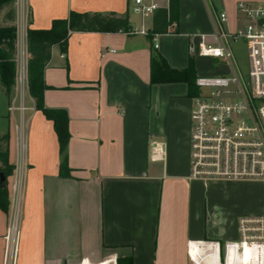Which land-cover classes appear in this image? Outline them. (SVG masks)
<instances>
[{
	"label": "crops",
	"instance_id": "crops-1",
	"mask_svg": "<svg viewBox=\"0 0 264 264\" xmlns=\"http://www.w3.org/2000/svg\"><path fill=\"white\" fill-rule=\"evenodd\" d=\"M238 1L260 0H178V33L157 35L156 48L146 36L118 32H72L65 53L52 46L43 100L67 115L66 177L52 121L29 95L10 99L0 87V135L9 134L14 166L6 186L9 198L17 187L19 200L16 250L6 259L10 206L0 210V264H193L189 244L195 257L194 241H235L240 217L264 215L231 214L209 188L226 181L189 177L193 95L184 82L150 83L153 53L170 68L191 58L196 75L210 72L211 60L193 57L188 46L194 34L212 31L210 8L225 11L233 29ZM14 7L26 62V30L47 29L70 11L115 12L136 26L128 0H15ZM153 142L162 160L151 159Z\"/></svg>",
	"mask_w": 264,
	"mask_h": 264
},
{
	"label": "built area",
	"instance_id": "built-area-1",
	"mask_svg": "<svg viewBox=\"0 0 264 264\" xmlns=\"http://www.w3.org/2000/svg\"><path fill=\"white\" fill-rule=\"evenodd\" d=\"M169 0H128V9L138 16V26L128 35L146 36L144 21L156 10L168 8ZM235 27L228 26L225 11L210 8L212 31L194 34L190 55L216 60L217 70L196 75L198 94L190 110L189 177L209 181H264V0L238 1ZM153 36L152 41H155ZM243 40L248 63L243 73L231 46ZM153 47L157 45L154 43ZM159 143L150 147L152 160H162ZM5 234V259L16 250L19 232V200L13 186ZM238 239L220 243L194 241L193 264H264V215L240 217ZM245 249L250 257L244 255Z\"/></svg>",
	"mask_w": 264,
	"mask_h": 264
},
{
	"label": "trees",
	"instance_id": "trees-1",
	"mask_svg": "<svg viewBox=\"0 0 264 264\" xmlns=\"http://www.w3.org/2000/svg\"><path fill=\"white\" fill-rule=\"evenodd\" d=\"M15 0H0V87L5 96L9 97L16 79V44L17 29L15 21ZM178 0H169L168 8L156 10L152 18V26L146 37L153 47L154 35L178 33L177 28ZM131 30L127 16H118L115 12H76L70 11L66 18L53 19L47 29L26 30V45L29 54L26 63L28 94L34 101V107L46 119L51 120L59 146L61 161L59 175L69 174L67 161V144L69 140L68 119L66 112L61 109H48L44 105L43 93L47 86L44 82V70L51 57V48L58 45L63 53L66 52L68 38L72 32L128 33ZM196 71L194 62L189 58L187 67L177 70L170 68L164 58L157 53L150 57V83L184 82L190 95H197L198 88L194 80ZM8 132L0 135V173L7 178L14 170L9 162ZM8 189L0 187V210L8 211ZM127 264H131L129 258Z\"/></svg>",
	"mask_w": 264,
	"mask_h": 264
},
{
	"label": "rangeland",
	"instance_id": "rangeland-1",
	"mask_svg": "<svg viewBox=\"0 0 264 264\" xmlns=\"http://www.w3.org/2000/svg\"><path fill=\"white\" fill-rule=\"evenodd\" d=\"M217 11H220L217 9ZM130 16L136 26L139 24V18L130 11ZM149 20V19H146ZM145 20V21H146ZM3 22L0 21V25ZM140 36V35H138ZM232 54L240 70L245 73L248 70V63L246 58V49L243 40H239L231 46ZM26 57L24 56L23 44L20 38L17 39L16 44V79L15 85L8 98L17 96L18 100L28 98L27 88V74H26ZM216 60H211L205 66H209L211 70L215 71ZM209 188H216L218 198L225 199V209L231 214L239 213L256 214L264 213V181L257 182H218L210 183Z\"/></svg>",
	"mask_w": 264,
	"mask_h": 264
},
{
	"label": "water",
	"instance_id": "water-1",
	"mask_svg": "<svg viewBox=\"0 0 264 264\" xmlns=\"http://www.w3.org/2000/svg\"><path fill=\"white\" fill-rule=\"evenodd\" d=\"M6 177L4 176L3 173H0V187L4 188L6 186Z\"/></svg>",
	"mask_w": 264,
	"mask_h": 264
},
{
	"label": "bare ground",
	"instance_id": "bare-ground-1",
	"mask_svg": "<svg viewBox=\"0 0 264 264\" xmlns=\"http://www.w3.org/2000/svg\"><path fill=\"white\" fill-rule=\"evenodd\" d=\"M245 250H248V249H245Z\"/></svg>",
	"mask_w": 264,
	"mask_h": 264
}]
</instances>
